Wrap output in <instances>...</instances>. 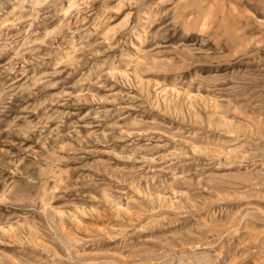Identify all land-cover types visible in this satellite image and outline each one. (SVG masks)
Listing matches in <instances>:
<instances>
[{
	"label": "rangeland",
	"instance_id": "rangeland-1",
	"mask_svg": "<svg viewBox=\"0 0 264 264\" xmlns=\"http://www.w3.org/2000/svg\"><path fill=\"white\" fill-rule=\"evenodd\" d=\"M0 264H264V0H0Z\"/></svg>",
	"mask_w": 264,
	"mask_h": 264
}]
</instances>
